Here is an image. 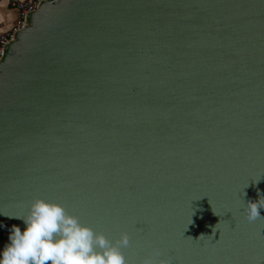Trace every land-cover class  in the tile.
<instances>
[{
    "label": "water",
    "instance_id": "obj_1",
    "mask_svg": "<svg viewBox=\"0 0 264 264\" xmlns=\"http://www.w3.org/2000/svg\"><path fill=\"white\" fill-rule=\"evenodd\" d=\"M36 198L127 264H264V0H41L0 58V249Z\"/></svg>",
    "mask_w": 264,
    "mask_h": 264
},
{
    "label": "clouds",
    "instance_id": "obj_2",
    "mask_svg": "<svg viewBox=\"0 0 264 264\" xmlns=\"http://www.w3.org/2000/svg\"><path fill=\"white\" fill-rule=\"evenodd\" d=\"M260 209H264V199L248 200L246 219L256 220ZM9 218L22 220L24 228L16 224L9 227L7 242L0 249V264H127L121 251L129 245L127 232L110 240L81 224L58 203L36 198L26 217ZM159 254L154 250L153 257ZM153 257L142 264H168Z\"/></svg>",
    "mask_w": 264,
    "mask_h": 264
},
{
    "label": "crops",
    "instance_id": "obj_3",
    "mask_svg": "<svg viewBox=\"0 0 264 264\" xmlns=\"http://www.w3.org/2000/svg\"><path fill=\"white\" fill-rule=\"evenodd\" d=\"M21 22V14L10 5V0H0V35L14 31Z\"/></svg>",
    "mask_w": 264,
    "mask_h": 264
},
{
    "label": "built area",
    "instance_id": "obj_4",
    "mask_svg": "<svg viewBox=\"0 0 264 264\" xmlns=\"http://www.w3.org/2000/svg\"><path fill=\"white\" fill-rule=\"evenodd\" d=\"M40 1L41 0H10V5L14 9L18 10L19 13L21 14V17H22V22L18 28H21L23 26V21H24L25 16L29 12L35 10ZM17 29H15L14 31H12L10 33H5V34L0 35V58L3 54L4 48L10 42L14 32Z\"/></svg>",
    "mask_w": 264,
    "mask_h": 264
}]
</instances>
